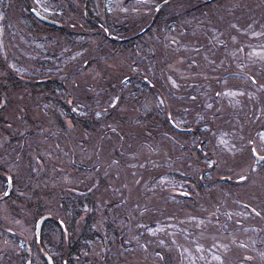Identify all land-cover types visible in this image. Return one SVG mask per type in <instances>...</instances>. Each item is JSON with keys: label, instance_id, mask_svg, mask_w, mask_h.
I'll return each mask as SVG.
<instances>
[{"label": "trees", "instance_id": "obj_1", "mask_svg": "<svg viewBox=\"0 0 264 264\" xmlns=\"http://www.w3.org/2000/svg\"><path fill=\"white\" fill-rule=\"evenodd\" d=\"M103 1L64 0L63 18L56 19L60 26L45 24L28 11L33 21L27 34L33 37L45 29L56 34L60 46L70 43V47L75 37L90 38L73 50H94L97 57L117 54L118 58L120 54L121 66L114 71L122 74L117 81L112 73L106 78L82 74L79 65L84 60L77 59L60 80L35 77L29 83L19 78L24 74L0 76L5 99L8 87L13 91L23 89L20 81L26 82L28 95L24 100L19 97L21 90L15 91L18 101L12 104L7 99L0 107L5 112L13 111L6 112L7 118L0 112V129L5 127L8 132L9 126L17 128L15 113L25 110L27 124L21 126L26 125L27 134L49 128L34 137L44 141L33 142L36 145L32 149L17 145L15 151L0 150L1 156L5 154L19 167L17 177L7 172L13 176L11 184H23L20 191L40 199L30 202L16 194L9 206L10 215L30 210L36 219L48 214L41 227L54 223L60 231L53 246L62 257L61 264H71L75 258L82 264H132L138 258V264H146L153 244L159 255L149 264H193L188 259L190 254L197 257L195 264H264L259 255L264 251V170L244 171L252 147L246 141L264 125V59H248L245 45H253L257 39L264 42V0H159L164 2L160 7L147 3L139 6L142 12L131 9V1L125 0L123 7L130 10L122 11L119 6L110 13ZM6 32L8 40L10 32ZM125 50H132L131 55ZM5 52L6 56L0 53V61L6 66L11 56L7 47ZM29 53L32 56L24 57L31 65L46 62L36 52ZM131 59L142 69L141 76L135 78L142 84V92L135 85L123 87L124 77H133L127 71L129 64L133 65ZM173 64L192 71L184 82L174 75L178 82L175 88L167 80ZM241 67L245 68L244 75H240ZM37 85L42 87L35 88ZM225 87L239 89L243 95L234 102L217 99V93ZM66 94L74 105L79 103L88 111L97 107V101L100 108L113 98L117 103L102 118H95L91 112L79 116L71 111ZM206 94L215 97L209 101L211 108L204 105ZM193 96L195 100L190 99ZM157 97L165 101V107L158 105ZM40 100L47 104L41 105ZM35 102L37 107L30 109ZM257 110L261 115H256ZM169 112L174 122H169ZM175 119L183 120L181 126H176ZM102 124H111L116 131ZM208 129L215 131L214 135L228 134L232 142L229 149L217 147V154L211 143L203 147L206 141L202 138ZM10 138L6 141L9 144ZM211 139L215 140L213 135ZM55 143L58 149H53ZM41 145L48 156L41 152ZM204 149L207 153L202 154ZM209 159L214 162L211 167ZM241 170L243 174L238 173ZM206 173H210L209 179ZM237 174L249 178L240 181ZM4 182H0V191L7 188ZM203 182H210V186L205 188ZM36 183H41V188L34 186ZM178 186L186 194H180ZM169 187L179 194H172ZM10 191L13 194L12 185ZM85 204L90 210L84 208ZM47 205L56 206L59 213L55 215L52 208H45ZM170 222L180 227L172 235L153 238L146 233L147 227L156 224L169 230ZM41 231L42 243L44 232L47 236L50 232ZM134 235L138 242L130 238ZM39 242L33 239L31 245L45 264V251L38 249ZM222 243L228 245L227 252L220 248ZM199 248L203 249L201 254L207 252L204 259L198 257ZM49 255L57 260L56 254ZM218 255L221 260L215 259ZM243 255L253 259H243ZM25 259L33 261L26 249H0V264H23Z\"/></svg>", "mask_w": 264, "mask_h": 264}, {"label": "rangeland", "instance_id": "obj_2", "mask_svg": "<svg viewBox=\"0 0 264 264\" xmlns=\"http://www.w3.org/2000/svg\"><path fill=\"white\" fill-rule=\"evenodd\" d=\"M64 0H0V53H3L4 56H6V52H5V47H7V49L9 50V54L11 56V60H9L8 65H4L1 61H0V75L1 77H4L6 75H13L16 74V76H18L19 74H24L21 75V77L19 76L20 79L22 80H28L29 83L33 82L36 80L35 77H41V78H47L50 80L53 79H61V77H63L64 75H68V69L69 67L72 66V63L74 64L75 60H84L82 63H80V72L82 74H87L90 73L94 76L97 77H108V75L110 73H112L117 81L118 77L122 74L121 72H118L117 70L114 71V69L119 68L120 62H121V55L119 54L118 58H117V54L114 55H102L101 57H97L94 53V50H87L85 48L83 49H75L73 50V48H76L74 46L79 45L81 42H83V40H88L90 38H83L80 39L78 37H75V41L74 46L70 47V45L72 46V44L70 43H65L62 44L61 46L59 45V40L58 37L56 36V34H52L50 31L47 30H43L42 29V34H35L33 37L30 34H27V27L28 25L31 24V21H33L28 14V11H30L31 9H35L38 12H40L41 14L47 16V17H52L54 19H62L63 18V11H64V4L62 5V2ZM69 1V0H66ZM74 1V0H72ZM94 1V0H93ZM127 1V0H126ZM132 4L129 5V7H131V9L135 10L137 9L136 12H142L141 9H139V6L144 5L145 3H147L148 5H152V6H156L158 5L161 1L159 0H130ZM159 1V2H158ZM5 2V3H4ZM104 8L106 9V11L108 13L113 12L114 10L118 9L120 6V10L124 11V10H130V9H124L125 7H123V3L126 4L127 2H125V0H104ZM144 2V3H143ZM164 4V2L162 4H160L158 7L162 6ZM95 5V9H96V5L97 3L94 2ZM138 6V7H132V6ZM115 8V9H114ZM47 9V10H46ZM151 11V9H148ZM126 12V11H125ZM4 19H11V22L6 20V23L4 21ZM3 21V22H2ZM64 21V20H63ZM2 22V23H1ZM6 30H8L10 32L9 35V39L6 40V35L7 32ZM78 33V31L76 32ZM75 33V34H76ZM95 36V35H94ZM18 38V41L15 40V38ZM31 37V38H30ZM93 43V42H91ZM246 47L248 48L247 51V55L246 57L249 58H255L258 59L259 61L264 59V42H259V39H257L255 41V44L253 45H249L247 43H245ZM15 46V47H14ZM29 47V49H25V47ZM57 47V48H56ZM120 47H118L119 49ZM129 49V48H128ZM29 52H36L37 56L39 54V56L46 60V62L42 63V66H35L34 64H30L28 62H26V57L25 56H32ZM54 52V56L55 57H50L49 55ZM126 53H128L129 55H131L132 50H125ZM34 54V53H33ZM13 56H17L16 58H14ZM191 56H194L193 54H191ZM17 59V60H16ZM135 60V59H134ZM133 59L130 60V62L133 61V65L129 64L130 68L127 70L130 72L131 75H133L132 79L127 80V82H122L123 83V87H130L132 85H135L138 89L139 92H142L144 89L142 87V84L140 82H136L135 78H137V76H141L142 73V69L141 67L136 64L134 62ZM85 61H87V63H85ZM181 61V59H179V62ZM178 62V63H179ZM156 65L157 61H154ZM84 65V66H83ZM11 67V68H8ZM173 68H171L172 70V74H169L168 77H172L173 80L176 81V84H178L177 80L175 79L174 75H177L178 79L181 82L185 81V78H190L192 75V71L191 69H185V68H181L178 65L173 64L172 65ZM241 69V73L240 75H244L243 74V69L245 70V68H240ZM125 70V69H124ZM126 71V70H125ZM195 73V72H193ZM28 76H26V75ZM30 75V76H29ZM26 76V77H25ZM30 77V79H29ZM34 77V78H31ZM181 77V78H180ZM27 78V79H26ZM168 80V78H167ZM4 81V80H3ZM169 81V80H168ZM23 89L18 87L15 89V91H19L21 90V95L20 93H18L20 96L19 97H23L24 100L27 99L26 95H27V90H26V82H22L20 81ZM56 83V81H55ZM58 83V82H57ZM27 86L29 87V84H27ZM41 85H37L35 88H41ZM57 89V88H56ZM55 89V93L57 94V90ZM223 92H219L220 95H217L216 98L217 99H221L224 98L226 99V101L228 102H234L236 100H239V96L241 97L243 95V93L236 88H232V87H225L223 88ZM15 91L10 90V88L8 87V93H7V97L5 99L4 94L0 91V98H3L6 102L7 99H9L10 102L15 103L18 101V99L15 101V97H14V93ZM227 92H232L235 93V95L229 96L227 95ZM204 95V94H203ZM28 96V95H27ZM66 96H68L67 94L65 95V99L68 101L70 99V97L66 98ZM13 97V98H12ZM25 97V98H24ZM211 98H215L214 96L211 95H205L204 98V105H212V103H210L209 101L211 100ZM158 99H161L160 97L156 98V102L158 103ZM17 104V103H16ZM40 104L41 105H46L47 102L41 101L40 100ZM4 104H0V107ZM81 104H70V109L72 112H74L72 109L74 107H78ZM163 107H165V103L161 104ZM36 106V102L35 105H30V109H34ZM208 108V107H207ZM82 111H88V109H86L85 107H83L81 109ZM24 111V109L22 110ZM1 113L5 112L3 110H0ZM6 112H13L12 110H8ZM6 112L1 115L3 116V118H7V114ZM26 110L20 114V113H15V119H17V123L18 125L16 126L17 128H12L9 125H4L6 127L9 126L8 128V132H7V128L2 127L0 129V150L1 151H6V150H11V151H15L17 149V145L19 147L24 146L27 149H32V146H35L36 144H33V142L35 143H39L41 141H44V139H35L34 137L36 135H40L45 133L49 128L44 127L42 129H39L37 131V133H33L30 134L26 132V130L28 128H26V125L24 126L25 128H22V124L26 123V119H25V114ZM76 113V112H75ZM27 114H31V112H27ZM77 114V113H76ZM32 115V114H31ZM37 115V114H36ZM214 114L212 115V119L214 118ZM50 121H52V119H50ZM175 122L179 123V126H181L183 120H176ZM263 125V124H262ZM261 125V126H262ZM261 126H259V129L256 131V133H259V131L261 130ZM6 131V133L2 132V131ZM49 131H54V130H49ZM215 132V131H214ZM214 132L211 131L210 129H208V133L207 135L202 138L204 139L205 144L203 147H205L207 144L211 143V149H216V152L218 154L219 150H223V149H229V146L232 145L231 140L229 141V136L228 134H224L223 136H221L222 133H215L216 135H214ZM19 133V134H17ZM54 133V132H53ZM211 135L214 136V139H211ZM23 136L22 138L18 139V137ZM70 136V135H69ZM12 138L11 143H7L6 141H9V138ZM44 137V136H42ZM218 137H220L221 139H223L224 141H226V144H221L218 142ZM10 138V139H11ZM197 139H200V137L197 136ZM255 141L254 145H251L252 147H256L257 149H262L264 148V142H261L259 139V136L256 135H252V138ZM37 140V141H34ZM14 144V145H13ZM23 144V145H22ZM215 145V146H214ZM218 147V148H217ZM41 152L44 151V147L41 145L40 147ZM59 145L57 143L54 144V148L53 149H58ZM207 153L206 150H202V154ZM2 154V153H1ZM43 154L45 156H48L49 153L44 151ZM260 155H264V151H261L259 153ZM31 156L34 157V155L32 153H30ZM205 156V155H204ZM203 156V157H204ZM211 160V159H209ZM246 163V168L244 171H246V169H250L251 166V159L248 157ZM0 168L4 169L5 171H1L0 169V182L1 180L3 181V177L4 174L7 172H11V174L15 177L18 176V165H14V163L12 162L11 159H9L5 154H3L2 156L0 155ZM259 170H264V161H261L260 163L256 164L254 170H251V172L256 173ZM238 173H242V170ZM8 174V173H7ZM207 176V178H210V173H206L205 174ZM11 176V177H13ZM51 181V180H50ZM210 182H203L204 187L206 188L207 186H210L209 184ZM12 185V189H13V194L10 191V194L6 197H3L2 195H0V221H1V226H0V249L3 248H9L11 250H14L15 248L18 249H26V251L30 252V254L33 255V261L30 260V264H41V258L36 254L35 251V247H33V245H31L33 239H36L37 242H39V240L41 239V233L43 231H49L50 235H46L44 232V235L42 236V243L41 241L38 244V246L41 245V247L38 249L39 250H44L47 253L50 254H56L57 256V260L55 259L54 264H61V260L62 257L58 251L57 248H55L53 246V243L57 242V240L59 239L60 236V231L58 230L57 226L54 223H48L46 225H44V228L40 229V233H39V238L37 239L34 235V224H35V218H33V213L30 210H24V212H22L20 215L17 216H13L10 215V207L11 204L10 203H14L15 201V195L16 194H21L23 193L24 197H26L27 201L30 202H34V201H38V197H34L32 195V193H27L26 192H22L20 191L21 189V183H16V184H11ZM4 186H5V182H4ZM34 186H36L37 188H41L42 184L41 183H36ZM179 187V188H178ZM176 188H178L179 190H181L179 193L180 194H184L186 193L185 190H182L183 187L178 186ZM204 188V190H205ZM170 192L172 194L177 193V191H175V189H173L172 187H169ZM29 190H31V187L29 188ZM4 191V189L2 188V190L0 191V193H2ZM177 193V194H179ZM40 200V199H39ZM45 201V199L41 200ZM45 208H52L51 212L58 214L59 211L56 208V206H45ZM203 208V207H201ZM47 210V209H45ZM134 217V216H133ZM3 227V228H2ZM151 228L153 231L149 232L148 229ZM10 229V230H9ZM167 227L165 225H159L156 224L155 226L152 227H147L146 228V233L149 234V237H159L160 235H164L167 236V234L172 235L173 232H177L180 227L179 224L176 225L174 222H170L169 226ZM184 229L186 230V227H184ZM188 233H191L188 231ZM18 235V237L15 236ZM176 237H178V235H175ZM130 238L135 239L138 242V237H136V235L134 236H130ZM161 239H163V237H161ZM150 243V242H149ZM156 247L155 244H153L151 246V252L146 255V256H150L148 258V261L146 262V264H149L151 259L154 258L155 256L157 257V254L154 252L153 247ZM143 248L145 249L144 245ZM199 251V255L198 257H201L202 259L205 258L207 252H203V254H201V252L203 251L202 248L198 249ZM208 251V250H207ZM41 252V251H40ZM247 255H243V259H246ZM197 257L194 256V254H190L189 258L193 264H195V259ZM54 260V258H53ZM26 261V259L24 260V262ZM146 260L144 259V262ZM138 262H141L138 259H133V263L132 264H138ZM8 264H20L18 262H14L11 261ZM65 264H69L66 263ZM71 264H82L81 261L77 260L76 258L74 259L73 262H71Z\"/></svg>", "mask_w": 264, "mask_h": 264}, {"label": "snow or ice", "instance_id": "obj_3", "mask_svg": "<svg viewBox=\"0 0 264 264\" xmlns=\"http://www.w3.org/2000/svg\"><path fill=\"white\" fill-rule=\"evenodd\" d=\"M34 10H35V9H34ZM46 10H47V9H46ZM233 27H235V25H233ZM105 31H107V29H105ZM213 31H215V29H213ZM85 63H87V61H85ZM193 63H195V61H193ZM144 79H145V80H148V77L145 76ZM127 80H128V77L125 76V77H124V81L127 82ZM168 80H169V82L171 83V85H172L173 88H175V87L177 86L176 81L173 80L171 76L168 77ZM253 83H255V80H253ZM261 88H264V84H261ZM217 95H220V93H217ZM227 95L232 96V95H235V93L227 92ZM190 99H191V100H195L196 97L193 96V97H190ZM4 103H5V100H4L3 98H0V104H4ZM68 103H69V104H72V103H73L72 99H69V100H68ZM116 103H117V100H116L115 98H113V99H111L110 101H105V102H104V104H105V107H104V108H100V107H99L100 101H97V102H96L97 107H96L95 109H90L89 111H82L81 109H82L84 106H83V105H79L78 107H74L72 110H73L74 112H76L77 115H79V116H88V115H89V112H91V115H93L95 118H98V119H99V118H102V117H103V115L105 114V112H106V110H107L108 108H110L111 106L115 105ZM163 103H165L164 100H162V99H158V105L163 104ZM205 106L208 107V108H211V105H205ZM185 111H187V109H185ZM256 115H257V116L261 115V113H260L259 110L256 111ZM167 118H168L169 122H174V118H173V115H172L171 112L168 113ZM68 126H69V127H72V124L69 122V123H68ZM101 126H102V127H107V128H109L111 131H116V129H115L114 127H112L111 124H108V125H104V124H102ZM176 126L179 127V123H178V122L176 123ZM206 127H207V126H206ZM223 135H224V134L222 133L221 136H223ZM256 135L259 136V139H260L261 142H264V125L261 126V130L259 131V133H256ZM121 139H123V137H121ZM217 139H218V142H219V143H221V144H226V141H224V140L221 139L220 137H218ZM246 143H247L248 145L251 146V145H254V144H255V141H254L253 139L250 138V139H247ZM250 151H251V157H250V159H251V166H250V170H254V168H255V166H256V159H259V160H261V161H264V155H259V153H260L261 151H264V148H262V149H257L256 147H251ZM113 163H116V161H113ZM213 163H214V162L211 161V160L207 161V164L209 165V167H211V166L213 165ZM97 166H99V165H97ZM141 167H142V165H141ZM32 171L35 172V171H36V168H32ZM248 178H249V177H247L246 175L237 174V179L240 180V181H244V180H246V179H248ZM4 179H5V182H6V186H7L8 188H10V187H11V182H12V177L9 176L7 173H5V174H4ZM162 179H163V178H162ZM89 191H91V189H89ZM118 194H119V193H117V195H118ZM0 195H3L4 197H7V196L9 195V193H8L7 190H5V191H3L2 193H0ZM21 195H23V193H21ZM121 203H123V201H121ZM84 208H85L86 210H90V209H88V205H87V204L84 205ZM141 211H143V209H141ZM253 211L256 213L257 216L260 215V212H257L255 208H253ZM245 214H246V213H245ZM41 219H43V217H41ZM64 223H65L64 220L61 219V220H60V225H61V226H64ZM237 223H239V221H237ZM94 226H95V225H94ZM9 230H10V229H9ZM148 231H149V232H152L153 230H152L151 228H149ZM64 239H65V240L68 239V234H67V232H65V234H64ZM161 243H163V241H161ZM241 247L246 248L247 245H241ZM220 248L224 249L225 252L228 251V245H227V244H223V243L220 244ZM101 251H103V249H101ZM98 254H99V253H98ZM157 255H159V253H157ZM259 255H260V257H261V260L264 261V251L260 252ZM101 259H103V257H101ZM215 259H217V260H221V257L218 255V256L215 257ZM246 259L250 261V260L253 259V257H251V256H247ZM240 264H244V262H243V261H240Z\"/></svg>", "mask_w": 264, "mask_h": 264}, {"label": "water", "instance_id": "obj_4", "mask_svg": "<svg viewBox=\"0 0 264 264\" xmlns=\"http://www.w3.org/2000/svg\"><path fill=\"white\" fill-rule=\"evenodd\" d=\"M32 13L42 22L44 23H47L49 25H59L58 22L54 21V20H51L45 16H42L41 14L37 13L36 11L32 10ZM260 161L259 159H256V162ZM49 215L45 214V215H42L41 217H43V219H41V217H39L37 220H36V223H35V234H38V230H39V227H40V224L41 222L46 219ZM44 257H45V261H46V264H53L52 263V259L51 257L47 254V253H44ZM25 264H29V261H26Z\"/></svg>", "mask_w": 264, "mask_h": 264}]
</instances>
